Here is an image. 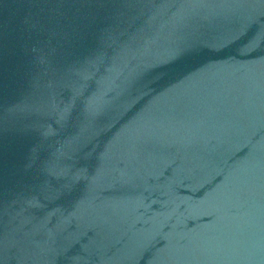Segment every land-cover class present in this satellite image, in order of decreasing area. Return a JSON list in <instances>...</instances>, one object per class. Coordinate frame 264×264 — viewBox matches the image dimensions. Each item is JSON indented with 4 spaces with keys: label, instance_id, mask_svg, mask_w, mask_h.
Returning a JSON list of instances; mask_svg holds the SVG:
<instances>
[{
    "label": "water",
    "instance_id": "95a60500",
    "mask_svg": "<svg viewBox=\"0 0 264 264\" xmlns=\"http://www.w3.org/2000/svg\"><path fill=\"white\" fill-rule=\"evenodd\" d=\"M0 264H264V0H0Z\"/></svg>",
    "mask_w": 264,
    "mask_h": 264
}]
</instances>
